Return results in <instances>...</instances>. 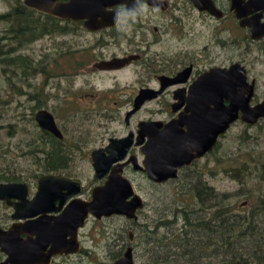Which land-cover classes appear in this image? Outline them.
<instances>
[{"label": "rangeland", "instance_id": "obj_1", "mask_svg": "<svg viewBox=\"0 0 264 264\" xmlns=\"http://www.w3.org/2000/svg\"><path fill=\"white\" fill-rule=\"evenodd\" d=\"M24 1L0 0V15L9 13L18 4L24 5ZM174 15L182 19L180 26L178 24L179 30H174L172 26L171 19ZM142 17L144 20L141 22L143 27L140 31L145 33L134 37L140 40L143 36L142 38L149 41L158 38L152 53L161 56L160 63L172 61V64L178 65L184 59H194L203 68L209 64L229 67L231 64L240 63L247 69L249 81H256L252 106L257 101H264V53L258 44L250 42L246 30L237 24L233 27L232 22L227 21L224 24V33L216 36V26L220 25L205 16H199L185 0H175L174 6L165 15L149 9ZM155 27L159 28V32L154 30ZM7 28V23H0V36L4 35ZM119 31L122 32V28ZM78 32L76 39L79 44L84 48L90 47V52H83L81 55V62L92 58L96 49L104 48L105 52L112 53L120 47L119 44L115 45V38L105 34L104 39L108 42L98 48L101 36L88 34L83 28ZM62 39L70 41L71 44L73 36L70 34L61 37L54 34L31 45L12 44L11 48L16 49L12 53L14 56L34 58L35 63L46 59L45 64H33L27 75L15 66L7 68L5 59L13 55L0 57V177L6 175L17 177L20 181H30L46 172L43 168V151L48 144L40 139L42 129L38 126L35 115L41 109H48L54 114L58 126L65 134L67 154L71 159L69 168L65 171L81 181L86 190L91 191L98 185L94 180L92 152L107 144L109 138H120L126 136L130 130L136 131L139 122L160 116L154 115V112L164 102L159 100L148 103L127 125L125 115L130 109V102L126 100L125 94L139 87L136 84L135 71L106 75L86 70L76 73L72 69V59L66 58L63 66L62 62L59 63L57 48ZM219 40L223 41L224 47L217 44ZM2 43L5 45L7 41ZM3 49L7 50L5 46ZM62 71L64 73L60 78L58 75ZM97 93L100 96H95ZM263 162L264 120L253 126L238 121L219 147L200 166L193 168L190 177H186L187 172H183L177 180L155 185L142 174L133 171L127 173L146 206L140 211L136 223L119 217L104 220L102 223H91L88 230L92 237L87 240L86 247L92 255L84 258L81 264H111L110 252L115 253L118 230L126 229L122 240L129 243V234L138 231L140 225L147 224L149 229H153L158 221L175 222L178 216L177 219H180L177 228L163 230L161 234V237L174 238L185 226L182 218L184 213L178 214V211L187 208L195 210L196 214L191 215V221L196 224L203 218V214L209 218V214L218 205L232 210L231 217L243 223L242 228H247V235L240 241L241 246H235L237 250L234 251L238 255L235 260L231 254L233 251L228 253L223 250L217 257H205L202 264H231V261L232 264H259L256 256L264 258V175L260 170ZM243 165L248 166V172L242 169ZM231 168L241 169L245 173L227 174L226 170ZM200 173L204 182L217 194L223 195L219 201L215 200L217 206L210 209L211 212L207 209V213H201V205L193 197L192 189L198 182L196 176L200 178ZM2 182L5 180L0 181ZM224 195L227 196L223 199ZM257 243L261 244L262 252L258 251ZM136 244H140L139 240ZM144 246L139 249L140 254H137L138 263L153 261L151 256H147L149 253L144 251ZM175 251L173 252L177 253ZM159 256L163 257L162 251Z\"/></svg>", "mask_w": 264, "mask_h": 264}, {"label": "water", "instance_id": "obj_2", "mask_svg": "<svg viewBox=\"0 0 264 264\" xmlns=\"http://www.w3.org/2000/svg\"><path fill=\"white\" fill-rule=\"evenodd\" d=\"M59 1L61 0H25L24 5L38 13L55 18L88 19L85 23L86 29L96 32L117 25L114 22L115 12H107V8L117 7L122 2V0H70L69 3L61 4ZM191 1L200 11H207L218 18L222 16V12L216 8L213 0ZM231 1L232 10L236 12L237 18L241 19L242 27L253 25L255 22L259 24L258 28L254 27L250 32V38L257 40L264 37V24H260L262 15L248 19L252 12V6L256 10L260 9L264 5V0L260 1L261 5L257 3L259 2L257 0H249L244 5V0ZM147 2L150 5L160 3L161 8L166 10L170 0H147ZM109 15H111L110 18ZM99 18L101 19L98 20ZM128 61L116 59L114 62L120 66L107 68H119ZM111 63L113 61L108 62V64ZM178 82L180 81L177 79H168L166 83H163L160 91H141L135 101L134 109L127 116V122L147 101L156 98L167 87ZM255 88L256 82L249 81L247 69L240 63H235L229 68L210 70L194 83L190 89V98L186 100L188 103L187 111H192L193 117L191 119L198 117L200 123H196L194 127L189 126L190 121L187 122V119L190 116L188 117L185 113L180 117V121L184 122L183 125L179 124L180 121L167 124L155 121H141L139 123L138 145L143 143L142 138L144 136L149 137V141L142 150L145 155L144 167H139V169L144 171L148 179L155 183H164L176 179L180 168L191 165L194 160L210 152L217 144L218 138L227 134L233 124L238 121L250 126L258 124L260 120L264 119V102L252 106ZM35 120L42 130L51 133L59 140L64 139V135L50 111L44 109L37 112ZM184 125L189 130L185 134L181 130ZM177 126L182 135H179ZM161 128H163L162 131H160ZM176 133H178L177 136ZM195 134H199L196 139L193 138ZM134 136V133H130L128 137L123 139H111L108 147L92 153L95 178L99 179L109 174L108 180L105 185L94 189L91 201L76 199L70 203L65 221L69 215L72 216L77 213H79V226L81 227L89 215L98 219L113 215H121L129 219L136 218V213L143 209L145 202L136 192L132 182L123 175V168L129 164H123V161L133 146ZM194 141L197 142L195 148ZM134 158L132 156L130 161L134 162ZM135 167H137L136 164ZM82 192L83 187L80 182L54 175L45 176L39 180L37 194L32 201L27 200L29 189L26 184H0L1 200L9 201L15 198L21 201L15 205L16 208L18 206L36 208L29 215L25 214L24 217L40 214L42 211L38 207L46 204V199L57 198V193L58 198L62 200L61 204H63L67 199L79 196ZM21 193L22 195H20ZM37 221L44 222L42 218ZM38 238V242L43 240L59 242L62 241L63 236L56 234ZM9 244V241L6 240L7 248H9ZM0 245L5 249L4 245ZM115 264H135L132 249H129L125 256Z\"/></svg>", "mask_w": 264, "mask_h": 264}, {"label": "flooded vegetation", "instance_id": "obj_3", "mask_svg": "<svg viewBox=\"0 0 264 264\" xmlns=\"http://www.w3.org/2000/svg\"><path fill=\"white\" fill-rule=\"evenodd\" d=\"M174 1L175 0H170L168 4V8L166 10H163L160 7V11L158 13H160L161 15H165L169 13L171 8L174 6ZM185 1L194 8V10L198 13L199 16H205L207 19H210V21H213V22L215 21L220 25L219 27L216 26V30H217L216 36L217 34H223L225 30L224 24L227 21L228 22L231 21L233 27L236 26L237 24L238 27H241L244 30H246L250 42L258 44L260 46L259 48L264 53V37L257 39V40L250 38V32L253 30L254 27L258 28L259 24L255 22L253 25H247L246 27H242L241 19H238L236 16V12L232 10L231 0H213L216 8L222 12V16L220 18L210 14L207 11H200L191 0H185ZM248 1L249 0H244L243 5L246 4ZM257 1H259L257 3L260 4V1L262 0H257ZM69 2L70 0L59 1V3L61 4H66ZM131 2L132 1L129 0V4H131ZM117 10H118V6L114 8H107V12H110V11L116 12ZM251 11L252 12L248 16V19H253L257 15H262L260 19V24H264V5L260 9H257V10L254 6H252ZM41 15L45 17L54 18V19H57V21H60L59 36L64 37L70 34H72L73 36V40L71 44H69L70 41H64L63 39L58 44L57 52L59 53L58 55L60 58L59 63L62 62L61 64L62 66L65 63V59L68 58V59L73 60L74 67L72 69H74L76 73L81 70H86L87 72H92L94 74L99 73V74L106 75V74H111V73L116 74V73L124 72V71H129L130 73L132 71H135L134 76L136 77V80H137L136 84H138L139 87H135V89L132 90L131 93L125 94L127 98L126 100L130 102V105H129L130 109L129 111H127L125 115V123L127 125L130 124V121L148 103H151L153 101L163 100L164 103H161V108L157 109V111L154 112V115L158 114L160 116L156 118H150L149 120H147L148 122L155 121V122H163L164 124L172 123V122L178 123L181 120L180 117L185 113L188 117L190 116L187 119V122L190 121L191 125L190 124L188 125L191 127H194L196 123H200L199 122L200 119L198 117H197L198 119L197 118L191 119V117H193L191 115L192 111L191 110L187 111L188 103L186 102V100L190 98L189 93H190L191 87L194 85L195 82H197L203 75L208 73L210 70L214 68H223V69L229 68L235 64V63L231 64L229 65V67L209 64V66L207 65L203 68L201 67V63H197V60H194V59H191L189 61L184 59L183 61H180L178 65L172 64L171 63L172 61L167 62L165 64L160 63L159 60L161 56L152 53V48L154 47V44L158 43L157 42L158 38L154 39L153 41H149L147 38H142L143 36L140 38V40H138L137 37H134V35L138 36L140 33H143V34L145 33L144 31H140L143 27V24L141 22L144 20V17L142 16L132 25L131 27V29H133L132 31H130L131 29L125 30L123 29L122 26L116 25L114 27L92 32L86 29L85 27V23L88 21V19L71 20V19L55 18L52 16L44 15V14H41ZM108 17L110 18L111 15H109ZM100 19L101 18H99L98 20ZM181 20L176 18L175 15L171 19L174 30H179ZM80 28H83V30H85L88 34H94V35H98L102 37L99 40L100 45L98 48H100V46L106 45V42H108V40L104 38H105V34H108L110 38L116 39L115 45L119 44L120 46L119 49H117L115 52H112V53L105 52L106 49L104 48L96 49L93 53L94 55L92 56V58L88 59L86 62H81L80 61L81 55L83 54V52H90V49H88L90 47H86V48L82 47L80 45L81 43L79 44L78 40L76 39L79 36L78 31L80 30ZM120 28H122L123 30L122 32L119 31ZM154 30L156 32H159L158 27H155ZM237 42L238 41H235V43ZM66 43H68V45H66ZM217 44L219 46H223V41L219 40ZM116 59L125 60V61L129 60V61L119 68H113V69L107 68V67L120 66L117 62H114ZM170 59L172 60V58ZM112 61L113 63L108 64V62H112ZM63 73L64 72L62 71V73H59L58 76H60L61 78L63 76ZM78 75H80V72ZM168 79H177L180 82H178L175 85L167 87L156 98L150 101H147L138 112H136L130 117L129 121L127 122V116L134 109L135 101L140 95L141 91L143 90L160 91L163 87V83H166ZM255 91H256V88H255ZM95 96H100V94L97 93L95 94ZM95 96L93 95V97ZM260 103L262 102L257 101L256 103H253V105L256 106ZM41 110H44V109H41ZM45 110H48V109H45ZM179 124L183 125L184 122L180 121ZM234 125L235 124H233V126ZM162 130L163 128L160 129V131ZM181 130H182V133L184 134L189 132L188 128L185 125L182 127ZM138 131L139 130L137 126L136 131L130 130L128 131L126 136H123L120 138H109L107 144L96 149V150L105 149L106 147L109 146L111 139H123L125 137H128L130 133H134L135 136H134L133 146L131 150L129 151L127 158L123 161V164L129 163L123 168V175L127 179H129L127 177V173L132 172V171L138 174H142L143 176H146L148 179L147 174L144 171L140 170L139 167H144L143 162L145 160V155L143 154L142 150L144 149V146L149 141V137L147 135L144 136L142 138L143 143L141 145L140 144L138 145V138L140 137L138 135ZM61 132L63 133L62 130ZM178 133H180L179 135H182V133L179 131V127H178ZM178 133H176V136L178 135ZM63 135H64V139L61 141L66 140L64 133ZM194 136L193 138L196 139L198 138L199 134H195ZM225 136L226 134L218 138L217 144L214 146V148L210 152L194 160L191 165L180 168L178 170V177L176 179H172L164 183H155L149 179L148 180L155 185H164L170 181L179 179L183 172H187L186 177H190L191 176L190 173H192L191 171L193 170V168L200 166L202 162L208 157V155L212 153L216 148L219 147L220 143L222 142ZM193 143L195 145L194 148L197 147V142L194 141ZM132 156L135 157L134 162L138 168L135 167L134 162L130 161ZM91 160H92V154H91ZM43 161H45V159H43ZM69 162L70 160L68 161V164ZM44 164H46V161ZM92 167H93V162H92ZM93 171H94V168H93ZM51 175L67 177L72 180L78 181L82 184L81 181L75 179L72 176H69L68 172L65 170L59 171V172H45L40 177L36 176L35 180L2 182L0 184H13V183L26 184L29 189V193L27 194V200L32 201L34 200L37 194L39 180L45 176H51ZM95 175L96 174L94 171L95 184L98 183V185L94 186V188L91 191L86 190V188L82 184V187H83L82 194L79 196L71 197L67 199L63 204H61L62 200L58 198V193H57V198L51 197L48 200L46 199V204H44L41 207H38V209H40V211L42 212H40V214H38L37 216L24 217L25 214L29 215V213H31V211L33 210H36V208H29V207H22V206H18L16 208L15 205L21 202L19 199L12 198L9 201L0 199V244L5 246V249H3L4 247L0 245V264H81L84 258L86 257L90 258L92 255L89 248L86 247L87 240L91 239L92 237L91 231L88 230L89 225L91 223L93 224L102 223V221L108 220V219L110 220V219H113L114 217L125 218L129 221L136 223L138 221L139 213L141 210L136 213L137 216L135 219H129L121 215H113L111 217H102L101 219H98L92 215H89L85 219L84 225L82 227L79 226V222H80L79 213L72 215V216L69 215V217L65 221V215H67L69 204L72 203L76 199H80V200L82 199L87 202L91 201L92 193L94 189L105 185L109 177V174H107L106 176L102 178L96 179ZM198 175L200 176V178H198V176H196V178H198L197 180L199 182H202V186L203 184H207L206 182L202 180L201 178L202 174L200 173ZM33 182H36V184H34ZM20 195H22V193ZM145 206L146 204L144 205V207ZM191 215L192 214L190 213V216ZM40 218H42V221H44L43 223H40L37 221ZM164 221L166 222L167 220L158 221L157 224H155V226L153 227V229H149L150 227L147 224L140 225L138 227L139 228L138 231L134 233L131 232L129 234V239H127L129 240V243H126L124 242V240H122L124 239L123 234L126 233V229L118 230L116 233L117 237L115 238L116 245H114L115 253L110 252V255L112 257L111 264H115L117 261L121 260L125 256V254L129 251V249H132V255H133L135 264H164V263H155L153 261L152 262L149 261L146 263H138L137 258H136L137 254L138 255L140 254L139 249L141 250V248L144 245H145L144 248H146L144 251L149 253L147 254V256L149 257L151 256L152 258L156 256L159 257V252L161 250H157L153 247L150 232H153L154 235L161 237L163 230L173 229L172 228L173 224L170 223V221H167L168 224L166 226L168 227L166 226L162 228L159 227V232L157 234L156 227L159 226L160 223ZM41 225H44V226L42 227ZM75 229H76V232H75ZM119 231L120 233H118ZM56 234L63 236L62 241L61 240L59 242L56 241L57 243L52 242V241H47V240L38 242V239H39L38 237L40 236L56 235ZM6 240H8L10 243L9 248H7V246L5 245ZM137 240H139L140 242L139 245L137 244L135 245V242Z\"/></svg>", "mask_w": 264, "mask_h": 264}, {"label": "trees", "instance_id": "obj_4", "mask_svg": "<svg viewBox=\"0 0 264 264\" xmlns=\"http://www.w3.org/2000/svg\"><path fill=\"white\" fill-rule=\"evenodd\" d=\"M0 23H7L8 25V28L5 29L3 33L4 35L0 36V57L3 55L8 56L9 54L13 55H9L10 57L8 56L5 59L7 68L15 66L17 69L21 70L24 75H27L33 68V64H45L44 62H46V59L35 63L34 58L31 59L24 55L14 56L12 53H14L16 49L11 48L13 46L12 44L16 43V45L18 44L19 46H23L24 44L31 45V43H35L45 36L58 35L60 33V21L42 16L40 13L27 8L25 5L18 4L9 13L0 15ZM5 40L7 43L3 45L4 43L2 42ZM4 46L7 50L3 49ZM3 71L7 72L6 69H3ZM43 72L46 75H50L49 72ZM40 139L48 144V147L43 151L46 161V164L43 166L44 170L46 172L67 170L69 168L68 161L71 159H69L70 156L67 154L68 145L66 142L57 139L44 130H42ZM242 169L246 172L249 171L247 165H243ZM260 170L261 174L264 175V162L261 163ZM238 172L245 173L241 169L235 168L226 170L227 174H239ZM3 180H5V182L20 181L17 177H7L6 175L0 177V181ZM192 191L194 200L197 201V204L201 205V213H207V209L211 212L210 209L217 206L214 203L215 200L219 201L223 196L217 194L208 184H203L202 186V182L199 181L195 183ZM226 196L227 195H224L223 199L226 198ZM216 208L220 209H216L214 212L210 213L209 218L203 214V218L199 219L196 224L193 223V221L191 222L190 216V213L192 215L196 214L195 210L187 208L178 211V214L184 213L182 218L185 220V226L181 228L178 235L174 238L159 237L154 235L153 232H150L153 247L163 252V257L156 256L153 258V262L164 264H202V259L212 256L217 257L223 250L228 253L233 251L231 254H233L234 259H232L235 260L238 256L234 251L235 246L242 245L239 243L243 237L247 235V228H242L243 223L231 217L232 210L227 208V206L221 207L218 205ZM177 217L175 222H170L173 224L172 228H175L179 223L180 217L178 219ZM167 224V221L160 223V225L156 227V233L158 234L159 227L162 228ZM257 244L258 251L262 252V247H260L261 244ZM235 250H237V248ZM172 253H174V255ZM256 259H258L259 264H264V258L260 259V257L258 258V256H256ZM232 263L231 261V264ZM245 264L249 263L245 262Z\"/></svg>", "mask_w": 264, "mask_h": 264}, {"label": "clouds", "instance_id": "obj_5", "mask_svg": "<svg viewBox=\"0 0 264 264\" xmlns=\"http://www.w3.org/2000/svg\"><path fill=\"white\" fill-rule=\"evenodd\" d=\"M160 3H152L151 5L147 0H122L118 5V10L114 14V22L117 26H122L123 29H131L132 25L151 8L153 11L159 12Z\"/></svg>", "mask_w": 264, "mask_h": 264}]
</instances>
